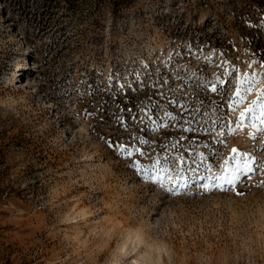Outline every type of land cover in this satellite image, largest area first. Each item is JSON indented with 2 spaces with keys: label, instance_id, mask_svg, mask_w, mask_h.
<instances>
[{
  "label": "rangeland",
  "instance_id": "1",
  "mask_svg": "<svg viewBox=\"0 0 264 264\" xmlns=\"http://www.w3.org/2000/svg\"><path fill=\"white\" fill-rule=\"evenodd\" d=\"M95 2L0 0V264H264V0Z\"/></svg>",
  "mask_w": 264,
  "mask_h": 264
},
{
  "label": "snow or ice",
  "instance_id": "2",
  "mask_svg": "<svg viewBox=\"0 0 264 264\" xmlns=\"http://www.w3.org/2000/svg\"><path fill=\"white\" fill-rule=\"evenodd\" d=\"M259 63V61H257ZM235 70L233 69V72ZM139 75V74H137ZM138 83H142V80L138 81ZM204 87L208 89V85L205 84ZM213 92H219V87L214 86L211 89ZM256 89L254 87V80H250L247 78H243L239 81V88L234 92V96L232 98V102L230 104L229 113L235 114L239 108L247 104L246 97L249 94H252L255 92ZM221 96L224 95V93H219ZM158 105H154L153 107H156ZM179 106V105H177ZM148 112L151 111V109L147 110ZM147 115V113H146ZM249 124H258L257 127V135L253 136L252 139L254 141H261L264 140V137L260 136V132H264V89H261L257 95V99L252 101L251 104H249L247 107H244L243 111H239V115L236 118L235 121H229L228 123H225L223 125V131L225 133L232 132L233 129L240 130L241 126H246ZM194 130V129H190ZM208 132H212L213 129H206ZM221 127L219 126V123L215 126V131H221ZM227 135L223 137V139H227ZM122 147L121 155L128 153L127 147ZM138 149H133V151H137ZM237 150L233 149V152L235 153ZM216 153L213 154L215 157ZM243 156V160L240 162V164L236 167L234 170V174L231 176V178H226L225 182L229 184L232 187H237L239 183L243 182V179L250 176V174L257 169H253L249 167L248 160L254 159V155H250L248 153H241ZM173 158H168L169 167H173L174 165L171 163V160ZM233 160H235V156L233 157ZM243 172V176L240 175V172ZM222 190H231V187L229 189H222ZM239 194V193H238Z\"/></svg>",
  "mask_w": 264,
  "mask_h": 264
},
{
  "label": "trees",
  "instance_id": "3",
  "mask_svg": "<svg viewBox=\"0 0 264 264\" xmlns=\"http://www.w3.org/2000/svg\"><path fill=\"white\" fill-rule=\"evenodd\" d=\"M47 1V0H45ZM69 2H72V5H80L83 4V1L85 0H68ZM97 2V7H100L102 4L109 2L111 11L114 13H121L122 11V6H127V4L133 0H94ZM95 2V3H96ZM3 189L0 188V193Z\"/></svg>",
  "mask_w": 264,
  "mask_h": 264
},
{
  "label": "bare ground",
  "instance_id": "4",
  "mask_svg": "<svg viewBox=\"0 0 264 264\" xmlns=\"http://www.w3.org/2000/svg\"><path fill=\"white\" fill-rule=\"evenodd\" d=\"M138 231V230H137ZM127 237L128 238H136V239H140V237H141V232L140 231H138V232H130V231H128L127 233ZM134 238V239H135ZM142 238V237H141ZM125 244V243H124ZM121 246H123V245H121ZM125 246V245H124ZM141 255V254H140ZM140 255L139 256H137L136 258H134V263H132V264H149L148 262H144V260H143V258H141L140 257Z\"/></svg>",
  "mask_w": 264,
  "mask_h": 264
}]
</instances>
